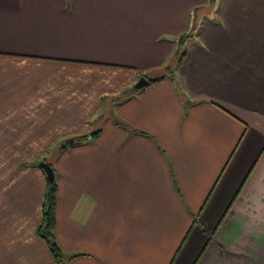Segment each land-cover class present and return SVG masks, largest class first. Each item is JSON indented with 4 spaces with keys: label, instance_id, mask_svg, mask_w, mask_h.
<instances>
[{
    "label": "crops",
    "instance_id": "crops-1",
    "mask_svg": "<svg viewBox=\"0 0 264 264\" xmlns=\"http://www.w3.org/2000/svg\"><path fill=\"white\" fill-rule=\"evenodd\" d=\"M47 161L64 264H264V0H0V264Z\"/></svg>",
    "mask_w": 264,
    "mask_h": 264
},
{
    "label": "trees",
    "instance_id": "trees-1",
    "mask_svg": "<svg viewBox=\"0 0 264 264\" xmlns=\"http://www.w3.org/2000/svg\"><path fill=\"white\" fill-rule=\"evenodd\" d=\"M214 2V0H211ZM195 31V26H193L192 30L190 32L184 33L178 40L179 45V52L177 56V63L178 65L175 67L167 66L162 74L157 75L154 78L149 79L148 86L153 85L155 83H158L169 76L170 73H172L175 69L178 68V66L183 61V58L185 56V52L181 51V48L187 43L189 38L193 36V33ZM101 130H97L93 133H91V138L94 139L100 134ZM74 139V138H73ZM76 142L75 144L84 143L88 140L86 136H77L75 138ZM49 163L51 166L52 164ZM54 169V168H53ZM55 172V169H54ZM57 194H58V185L55 181L54 183H50L47 179V188L45 193V198L43 202V208H42V221L38 229L39 236L45 240L51 250V253L53 254V257L57 261L58 264H64L63 262V254L61 251V248L57 244L55 237H54V229H55V211L57 206Z\"/></svg>",
    "mask_w": 264,
    "mask_h": 264
},
{
    "label": "water",
    "instance_id": "water-1",
    "mask_svg": "<svg viewBox=\"0 0 264 264\" xmlns=\"http://www.w3.org/2000/svg\"><path fill=\"white\" fill-rule=\"evenodd\" d=\"M148 85V80L146 77H142L138 82L137 84L135 85V89L136 90H140L142 89L143 87L147 86ZM75 143V139H70L67 141V143L63 144V147H66L67 144H74ZM40 166L42 167V169L44 170L45 174H46V177L48 179V181L50 183H54L55 182V172H54V169L53 167L47 163V162H41L40 163Z\"/></svg>",
    "mask_w": 264,
    "mask_h": 264
},
{
    "label": "rangeland",
    "instance_id": "rangeland-1",
    "mask_svg": "<svg viewBox=\"0 0 264 264\" xmlns=\"http://www.w3.org/2000/svg\"><path fill=\"white\" fill-rule=\"evenodd\" d=\"M181 51H182V50H181ZM175 65H176V64H175ZM177 65H178V63H177ZM177 65H176V66H177ZM175 71H177V70H175ZM164 72H165V71H164ZM160 74H162V73L156 74V76H157V75H160ZM153 76H154V75H153ZM59 149H60V148H58L57 151H58ZM47 162H49V161H47Z\"/></svg>",
    "mask_w": 264,
    "mask_h": 264
}]
</instances>
